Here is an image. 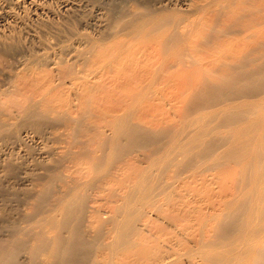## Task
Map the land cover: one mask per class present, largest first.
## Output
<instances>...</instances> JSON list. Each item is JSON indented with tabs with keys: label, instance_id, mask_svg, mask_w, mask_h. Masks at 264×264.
Returning <instances> with one entry per match:
<instances>
[{
	"label": "rangeland",
	"instance_id": "374dc122",
	"mask_svg": "<svg viewBox=\"0 0 264 264\" xmlns=\"http://www.w3.org/2000/svg\"><path fill=\"white\" fill-rule=\"evenodd\" d=\"M11 1L0 248L18 245L0 264H127L111 222L139 180L180 220L185 191L264 179V0Z\"/></svg>",
	"mask_w": 264,
	"mask_h": 264
},
{
	"label": "bare ground",
	"instance_id": "6f19581e",
	"mask_svg": "<svg viewBox=\"0 0 264 264\" xmlns=\"http://www.w3.org/2000/svg\"><path fill=\"white\" fill-rule=\"evenodd\" d=\"M9 1L13 3L11 0H0V24H9L8 28L13 21L10 19L15 16L6 10L11 5ZM57 1L65 12L81 9L78 0ZM165 1L166 4H187V0ZM31 6L34 10L43 8L38 4L31 3ZM167 20H154L147 28L156 30ZM76 51L69 48L56 55L58 58L76 56ZM255 71H245L244 75L253 76ZM234 155L235 151H230L229 156ZM256 170L254 168V171L242 174L239 182L226 189L218 188L216 192L215 188H210L214 184L212 182L208 186L211 190H205L202 199L185 191L188 201L182 205L180 220L164 211L162 213L167 204L166 197L157 198L159 193L152 195L144 180H139L134 186V193L112 219L116 236L109 249L123 248L127 257L131 258L127 264H264V179ZM28 177L23 175L20 179L27 181ZM151 216L156 219L155 222L151 221ZM193 216L195 219L191 220ZM145 229L146 235H142ZM17 245L13 243L9 250L1 247L0 258L12 257ZM71 251H74L73 246Z\"/></svg>",
	"mask_w": 264,
	"mask_h": 264
}]
</instances>
